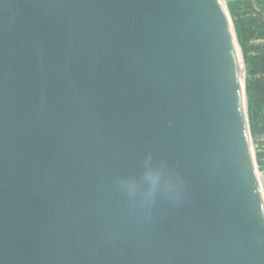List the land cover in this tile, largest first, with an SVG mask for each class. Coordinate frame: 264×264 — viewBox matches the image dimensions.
Returning a JSON list of instances; mask_svg holds the SVG:
<instances>
[{
    "label": "water",
    "instance_id": "1",
    "mask_svg": "<svg viewBox=\"0 0 264 264\" xmlns=\"http://www.w3.org/2000/svg\"><path fill=\"white\" fill-rule=\"evenodd\" d=\"M230 18L0 0V264H264Z\"/></svg>",
    "mask_w": 264,
    "mask_h": 264
},
{
    "label": "trees",
    "instance_id": "2",
    "mask_svg": "<svg viewBox=\"0 0 264 264\" xmlns=\"http://www.w3.org/2000/svg\"><path fill=\"white\" fill-rule=\"evenodd\" d=\"M229 10L234 19L238 41L243 52L247 71V98L251 134L256 145L257 164L264 176V48L252 46L254 39L264 38L258 34L264 29V23L258 18H244L237 13V5L229 3ZM254 51V54H250Z\"/></svg>",
    "mask_w": 264,
    "mask_h": 264
},
{
    "label": "rangeland",
    "instance_id": "3",
    "mask_svg": "<svg viewBox=\"0 0 264 264\" xmlns=\"http://www.w3.org/2000/svg\"><path fill=\"white\" fill-rule=\"evenodd\" d=\"M224 2L227 5L228 9H229V3L237 5V13L240 14L241 16H244V18L246 19L258 18L259 22L264 23V0H224ZM231 18H232V21L234 22L232 15H231ZM258 34H262L264 36V29H260ZM252 46H259L260 49H263L264 48V38L257 37V39H254ZM250 54L253 55L254 51H252ZM252 145L256 153V145L254 144L253 139H252ZM260 178L264 186V176L262 173L260 175Z\"/></svg>",
    "mask_w": 264,
    "mask_h": 264
},
{
    "label": "bare ground",
    "instance_id": "4",
    "mask_svg": "<svg viewBox=\"0 0 264 264\" xmlns=\"http://www.w3.org/2000/svg\"><path fill=\"white\" fill-rule=\"evenodd\" d=\"M241 52H242L241 48H239V46H237L236 47V55H237L238 77H239V82H240V88H241V91H242V95L244 96V99H245L244 88H245V80H246V65L244 63V60H243ZM252 150H253V148H252ZM258 181H259V184H260V188L263 189V187H261L262 186V181H261V178H260L259 174H258Z\"/></svg>",
    "mask_w": 264,
    "mask_h": 264
}]
</instances>
